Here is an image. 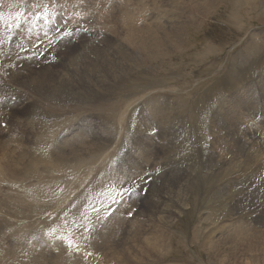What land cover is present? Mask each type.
Segmentation results:
<instances>
[{
	"label": "rangeland",
	"instance_id": "1",
	"mask_svg": "<svg viewBox=\"0 0 264 264\" xmlns=\"http://www.w3.org/2000/svg\"><path fill=\"white\" fill-rule=\"evenodd\" d=\"M55 1L58 5L57 8L62 13H66V15L69 17L68 23L65 26L66 30L72 33V36L69 40L60 41L56 44L57 46L55 45L50 49L45 47L39 49L37 52V55L40 56L39 59L25 58L21 55V53H18V49H13L21 47L25 43L30 46V39L33 37V33H27V30L23 29L24 33H19L15 37L13 36L6 39L10 40L12 46L10 48L11 50L6 48L8 51H4L3 48H0V156L3 159L5 155L6 157L11 155L9 158L11 162L12 160L14 162L19 155L23 157H26L27 155V160L30 155L36 157L38 143L43 137L44 139H51L50 143L52 142L51 144L53 146H57L58 149H61L60 151L68 150V144L70 143V138H72L70 144H72V147L76 145L72 148V153L76 156L75 162L74 159L72 160L74 162H72V166L75 167L81 165L84 166V168H88L86 173L88 175L86 184L84 183L85 185H81L80 189H78L79 191L75 190L78 192H75V194L78 195V198H81L80 195H82V193L80 192H83L84 194L86 191L93 197V194H95L93 191L100 190L108 192V196L104 197L99 202V204H96L95 202L89 203L87 210L83 212L79 221L81 223L80 228L84 230V232H87V234H84V236H82L83 232L76 231L80 229L74 228V226L79 224L77 222L81 214V209L83 205L86 204L85 202H80V209L78 203L81 199H77V197H74L73 199L72 197V201L70 202V213L72 214L71 217H67L69 214L68 211H66L65 216L63 214L67 209L68 206L66 207V205L68 204H64L60 211H57L58 213L55 214L56 216H54L55 219L58 216H61L58 218V220L60 219L59 221L61 223H66V221L68 222V225L71 223L70 227L68 226V228H70V230L74 231L75 233L78 232L75 235L67 231L65 226L60 224L58 220V223H56L55 227L58 229V233L60 231L61 233L60 235L58 233V235L53 233L55 232V227L53 228V226L50 227V225L46 224V222L51 220L52 216L50 215V218H48L49 215L46 214L45 218L47 216L48 217L44 219V228L46 229L48 227L49 229L45 230L43 228V231H47V233L45 232V235L49 237L48 239L60 242L61 238L64 236V238H66V242L69 241L66 243V245H69H65V247H67L66 250L63 246V243H60L61 248L58 249L63 248L61 250L63 253L61 252L60 256H58L57 252H55L53 255L52 251L43 247H39V249L42 250L38 252L39 254L34 252L37 255H33V253L29 254L32 251H27L28 249H25L29 257L28 255L25 256L24 263L22 262V256L16 255H11L12 260L14 259L13 261L10 257H6L5 259L3 258V260L1 259L0 263L8 262L7 264H12L10 261L14 262L20 259L21 262L18 261L17 263H14L31 264L33 262L32 264H39L44 262L45 264H60L62 262V264H264V0ZM138 3L140 5H138ZM122 4L124 8L121 7ZM133 6L134 8H132ZM92 7H94L95 10H93L94 8ZM15 8L16 7L10 9L4 6L2 8V14L4 13L6 17L8 15L7 18H13L12 13L15 12ZM65 8L68 9L67 12ZM116 8L117 10H115ZM146 8L150 9L147 10ZM141 10H144V12ZM132 12L134 15L132 14L131 17L130 15ZM151 12H153L152 15ZM120 13L122 16L119 15ZM128 14L131 19H129ZM146 14L150 16L147 17ZM98 16L99 18H97ZM118 16L121 18L119 19ZM143 16L146 17L148 22ZM125 18H127L126 21ZM121 19H124L126 23L128 22V27L125 25L126 23L124 25L122 24L124 21L121 22ZM149 20L153 26L149 23ZM153 22L158 26H155ZM105 25H107V27H105ZM166 29L167 31H165ZM100 31L102 34L99 33ZM25 33H27V35H31L29 40H25ZM167 33L172 34L171 39ZM175 33H179V40L175 36ZM132 34L134 38H132ZM134 34L138 39L135 38ZM128 39L130 41H127ZM129 42L133 44H129ZM0 47L2 46L0 45ZM96 50H98L99 53H97ZM11 51L13 54L10 53ZM97 54L101 55L98 57ZM110 54L112 57L108 56ZM7 58L9 62H7L8 64H5V60ZM101 61H107V64L111 62V65H107L106 63L103 65ZM67 67L70 71H67ZM72 67L74 70H72ZM74 67H76V69ZM133 67H135V69H133ZM110 68L112 72H110ZM92 69L95 72H92ZM85 71L86 73H84ZM101 73L105 74L103 75ZM102 75L104 79H101ZM26 80L30 83H28ZM46 80L47 83L45 82ZM37 81L40 86L36 85ZM49 84L52 85L48 86ZM163 87L167 91L165 90L164 92ZM23 88L26 91L23 90ZM16 90L17 92H15ZM149 90L152 91L153 94ZM158 91L161 93H158ZM45 96H52V104L54 105H48L46 102H43L45 101ZM13 99L15 101L12 104L11 101ZM119 103H122V105ZM41 106L42 108H40ZM128 112H130L132 115H128ZM36 114H43V116H46V118L48 116L51 118L46 120L37 119L34 117ZM186 121L189 123L188 125H186ZM96 122L99 124V126L96 124ZM119 122H121V124H119ZM144 122L147 124H144ZM2 123L3 126L1 127ZM253 123L256 124V127H259H254L255 124ZM130 124L133 126H130ZM194 124L195 126L197 125L196 128ZM199 124H201L200 129ZM56 129L58 130L56 131ZM196 129L197 132H200L197 133ZM73 130L76 131L74 132ZM179 130L181 132H179ZM202 133H204V135ZM6 134H8V136ZM56 135H58V137H56ZM4 136L7 139H5ZM205 136H207V138ZM37 137H39V139H37ZM115 137L117 138L116 141ZM187 139L188 141H186V143L185 140ZM201 139L202 141L200 143L199 140ZM192 140L193 142L195 140V142L193 143ZM73 141L77 142H75L73 145ZM60 144L62 145L60 146ZM191 144L194 145V147ZM5 145L6 148L3 149ZM102 146L106 149H103ZM230 146L232 151L231 148H229ZM188 147L189 149L187 151L186 148ZM168 149L171 151L169 152ZM14 150L15 152L18 151V153H15ZM101 150L104 152L107 150V152L104 154V152ZM179 150H184L185 153H187L185 154L184 151L181 153ZM256 150H258V152ZM3 151L6 154H3ZM23 151L25 152L23 153ZM148 153H151V156H149ZM143 154H146L148 157ZM228 154L230 157L227 156ZM12 156H14V159ZM97 156L99 157L95 159ZM247 156L253 159L247 158ZM134 157H136V160ZM1 158L0 160H2ZM83 158L85 160L87 159L88 161L86 160L84 162ZM193 159L194 161H192ZM246 159H249V163ZM123 162H125V165ZM75 163L76 165H74ZM96 163L100 167L96 166ZM142 163H145L147 166ZM157 166H160L159 169ZM99 168L102 171L99 170ZM116 168H119V170H116ZM129 168V171L135 173H125V171H127ZM140 170L143 171V173ZM153 171H156V174ZM88 173H91L90 175L92 176L90 180V175ZM212 176H215L218 179L213 180ZM101 177H104V180ZM59 180L61 179L59 178ZM99 180L101 184H98L100 183ZM235 180H239L238 183L237 181L235 182ZM105 181L106 183H104ZM247 181H249V184H247ZM8 182H11L10 178ZM222 185L224 186L222 187ZM121 186L123 188L132 189V193L130 191L125 194L126 190ZM205 190L207 193H205ZM148 191L150 193L152 191V196ZM221 199H223V201H220ZM258 199L260 202L257 201ZM76 200L79 201L78 203L74 204L73 202H76ZM131 200L134 201L131 202ZM246 200H248L247 202L249 203L245 202ZM172 201L174 202L171 203ZM241 202L243 205H241ZM211 204L213 205L211 206ZM76 205L78 206L75 207ZM168 206H170V209ZM247 210L248 212H246ZM227 213L229 215L231 213L232 214L230 217H227ZM208 216L211 217L209 218ZM243 217L245 218L243 219ZM225 218L227 222L225 221ZM256 218L258 220H256ZM139 224H141V228H138V226H140ZM42 226L43 224L40 225V227ZM132 227H135L136 229H133ZM251 228L256 233L251 231ZM233 229L234 231L231 232ZM88 230H90L91 233H88ZM135 230H137V232ZM225 232L227 233L228 239H230V237L233 239L231 238L228 240ZM240 233H243V236ZM247 233L251 234V236ZM66 235L68 236L66 237ZM131 236H133V238ZM58 237L60 240H58ZM68 237H72V241L74 239L75 242H71V239L69 240ZM97 240H100L98 241V244ZM103 240L105 241V244ZM76 243H78V245ZM237 246H239V248H237ZM237 250L241 251L238 252ZM251 250L252 252H250ZM9 252L10 248L7 251V254H9ZM48 252L50 253V256L47 255L49 254ZM64 252L66 255L65 258L67 259L63 258ZM246 252L248 253L246 254ZM53 256L55 258H52ZM61 257L65 260L61 259ZM36 258L39 262H36ZM39 258H41V261ZM69 258L70 260H74L75 258V263L73 260L70 261ZM6 259L8 260L6 261ZM34 261L36 263H34Z\"/></svg>",
	"mask_w": 264,
	"mask_h": 264
},
{
	"label": "bare ground",
	"instance_id": "2",
	"mask_svg": "<svg viewBox=\"0 0 264 264\" xmlns=\"http://www.w3.org/2000/svg\"><path fill=\"white\" fill-rule=\"evenodd\" d=\"M10 4L9 5H4V6H6L7 8H14V7H16V6H18V7H20V3L18 2V0H7ZM80 1V0H79ZM89 1H92V0H89ZM95 1V0H94ZM99 1V0H98ZM101 1V0H100ZM104 1V0H103ZM109 1V0H108ZM120 1V0H119ZM128 1H130V0H128ZM142 1V0H141ZM140 1V2H141ZM196 1V0H195ZM221 1V0H220ZM250 1V0H249ZM68 2V1H67ZM73 2H75V0H73ZM139 2V1H138ZM199 2V1H198ZM215 2V1H214ZM81 3V2H80ZM113 3V2H112ZM121 3V2H120ZM119 3V4H120ZM129 3V2H128ZM144 3V2H143ZM148 3H149V1H148ZM201 3V2H200ZM216 3V2H215ZM220 3V2H219ZM105 4V3H104ZM117 4V3H116ZM151 4V3H150ZM79 5V4H78ZM81 5V4H80ZM98 5V4H97ZM111 5V4H110ZM110 5H107V6H110ZM127 5H129V4H127ZM126 5V6H127ZM138 5H140L139 3H138ZM146 5V4H145ZM145 5H143V6H145ZM85 6V5H84ZM93 6V5H92ZM104 6V5H103ZM147 6V5H146ZM79 7V6H78ZM90 7V6H89ZM118 7L120 8V6L118 5ZM121 7H123V4H122V6ZM140 7V6H139ZM142 7V6H141ZM206 7V6H205ZM92 8H94V7H92ZM98 8V7H97ZM109 8V7H108ZM107 8V9H108ZM124 8V7H123ZM130 8H131V6H130ZM132 8H134V6L132 7ZM136 8V7H135ZM143 8V7H142ZM151 8V7H150ZM150 8H148V9H150ZM81 9V8H80ZM85 9V8H84ZM90 9V8H89ZM109 9H111V8H109ZM126 9V8H125ZM127 9H129V8H127ZM139 9H141V8H139ZM144 9V8H143ZM147 9V8H146ZM147 9V10H148ZM3 10V9H2ZM9 10V9H8ZM93 10H95V8L93 9ZM115 10H117V8L115 9ZM119 10V9H118ZM130 10V9H129ZM145 10V9H144ZM144 10L142 11V12H144ZM5 11V10H4ZM7 11V10H6ZM89 11V10H88ZM99 11H100V9H99ZM122 11H124V10H122ZM132 11V10H131ZM135 11V10H134ZM138 11V10H137ZM136 11V12H137ZM112 12V11H111ZM119 12V11H118ZM117 12V13H118ZM130 12V11H129ZM147 12V11H146ZM90 13H91V11H90ZM106 13V12H105ZM110 13V12H109ZM127 13H128V11H127ZM139 13H140V11H139ZM111 14V13H110ZM132 14H133V12L131 13V17H132ZM142 14V13H141ZM150 14V13H149ZM153 14V12H151V15ZM209 14V13H208ZM3 15H5L4 13H3ZM113 15V14H112ZM120 16H122L121 15V13L119 14ZM134 15V14H133ZM147 15V14H146ZM106 16V15H105ZM128 16H129V14H128ZM127 16V17H128ZM129 16V19H131V17ZM150 16V15H149ZM148 15H147V17H149ZM7 17H8V15H7ZM9 17H11V16H9ZM137 17V16H136ZM144 17V16H143ZM97 18H99V16L97 17ZM118 18H119V16H118ZM121 18V17H120ZM119 18V19H120ZM123 18V17H122ZM133 18H134V16H133ZM145 18V20H146V17H144ZM144 18H142V19H144ZM154 18V17H153ZM157 18V17H156ZM160 18V17H159ZM126 19L127 18H125V21H126ZM135 19V18H134ZM138 19V18H137ZM149 19V18H148ZM161 19V18H160ZM159 19V20H160ZM191 19V18H190ZM97 20H99V19H97ZM101 20V19H100ZM122 20V19H121ZM133 20V19H132ZM141 20V19H140ZM155 20V19H154ZM158 20V21H159ZM124 21V19L121 21V22H123ZM123 22L122 24L124 25L126 22ZM135 21H136V19H135ZM147 22H148V20H146ZM161 21V20H160ZM203 21V20H202ZM130 22H132V21H130ZM138 22V21H137ZM100 23H102V22H100ZM128 23V22H127ZM127 23L125 24L126 26H127ZM149 23H150V20H149ZM154 23V22H153ZM162 23V22H161ZM235 23V22H234ZM102 24H104V23H102ZM135 24H136V22H135ZM151 25H152V23H150ZM88 25V24H87ZM96 25V24H95ZM145 25H146V23H145ZM154 25L155 26H158V25H156L155 23H154ZM162 25V24H161ZM196 25V24H195ZM125 26V27H126ZM153 26V25H152ZM160 26V25H159ZM164 26V25H163ZM77 27V26H76ZM103 27V26H102ZM105 27H107V25H105ZM128 27V26H127ZM186 27V26H185ZM74 28V27H73ZM79 28V27H78ZM140 28H141V26H140ZM154 28V27H153ZM161 28V27H160ZM76 29V28H75ZM74 29V30H75ZM100 29V28H99ZM105 29V28H104ZM73 30V31H74ZM164 31V30H163ZM165 31H167V29L165 30ZM95 32V31H94ZM93 32V33H94ZM90 33V32H89ZM92 33V34H93ZM99 33H101V31L99 32ZM107 33V32H106ZM128 33V32H127ZM102 34V33H101ZM147 34V33H146ZM168 34V33H167ZM86 35V34H85ZM91 35V34H90ZM135 35V34H134ZM152 35H153V33H152ZM151 35V36H152ZM155 35H156V33H155ZM154 35V36H155ZM164 35V34H163ZM88 36V35H87ZM101 36V35H100ZM138 36V35H137ZM157 36V35H156ZM155 36V37H156ZM159 36H161V35H159ZM165 36V35H164ZM168 36H170V39H171V37H172V34H168ZM175 36L178 38V40L180 39V36H179V33H175ZM23 37V36H22ZM79 37V36H78ZM95 37V36H94ZM141 37H142V35H141ZM144 37H146V36H144ZM150 37V36H149ZM154 37V38H155ZM19 38H20V36H19ZM24 38H25V40H29L30 38H31V35H27V33H25V35H24ZM82 38V37H81ZM80 38V39H81ZM132 38H134L133 37V34H132ZM135 38H136V35H135ZM143 38V37H142ZM153 38V37H152ZM21 39V38H20ZM79 39V40H80ZM136 39H138V38H136ZM150 39V38H149ZM162 39V38H161ZM23 40V39H22ZM93 40V39H92ZM118 40V39H117ZM130 40H131V37H130ZM129 39L127 40V41H130ZM142 40V39H141ZM144 40V39H143ZM156 40V39H155ZM158 40H160V39H158ZM162 41V40H161ZM164 41V40H163ZM94 42V41H93ZM92 42V43H93ZM119 42V41H118ZM132 42V41H131ZM150 42V41H149ZM151 42H152V40H151ZM151 42H150V44H151ZM59 43V42H58ZM91 43V44H92ZM127 43V42H126ZM136 43V42H135ZM161 43V42H160ZM67 44V43H66ZM117 44H120V43H117ZM117 44H115V45H117ZM129 44H133V43H130L129 42ZM155 44H157V43H155ZM162 44V43H161ZM160 44V45H161ZM22 45V44H21ZM97 45V44H96ZM128 45V44H127ZM152 45V44H151ZM154 45V44H153ZM57 46V45H56ZM76 46V45H75ZM90 46V45H89ZM119 46V45H118ZM124 46V45H123ZM129 46H131V45H129ZM144 46V45H143ZM150 46V45H149ZM149 46H147V47H149ZM158 46V45H157ZM163 46V45H162ZM12 47V46H11ZM94 47H96V46H94ZM110 47H112V46H110ZM133 47V46H132ZM151 47V46H150ZM156 47V46H155ZM61 48V47H60ZM90 48V47H89ZM112 48H114V47H112ZM112 48H111V50H112ZM124 48V47H123ZM126 48V47H125ZM144 48V47H143ZM166 48V47H165ZM10 49V48H9ZM41 49V48H40ZM110 49V48H109ZM130 49H132V48H130ZM148 49V48H147ZM150 49V48H149ZM159 49V48H158ZM3 50L4 51H8V50H6V48H3ZM11 50V49H10ZM9 50V51H10ZM19 50V49H18ZM57 50V49H56ZM107 50V49H106ZM110 50V51H111ZM152 50V49H151ZM160 50V49H159ZM58 51V50H57ZM97 51V53H99L98 52V50H96ZM103 51H104V49H103ZM158 51V50H157ZM161 51H163V50H161ZM14 52V51H13ZM19 52V51H18ZM95 52V51H94ZM108 52V51H107ZM146 52V51H145ZM144 52V53H145ZM148 52H150V51H148ZM152 52V51H151ZM160 52V51H159ZM158 52V53H159ZM247 52V51H246ZM10 53H12V51L10 52ZM64 53V52H63ZM71 53V52H70ZM122 53V52H121ZM154 53V52H153ZM161 53H163V52H161ZM13 54V53H12ZM16 54V53H15ZM53 54V53H52ZM93 54V53H92ZM96 54V53H95ZM105 54H106V52H105ZM105 54H104V58H105ZM112 54H113V52H112ZM132 54V53H131ZM152 54V53H151ZM164 54H166V53H164ZM181 54V53H180ZM98 55V54H97ZM96 55V56H97ZM101 55V54H100ZM100 55H98V57L100 56ZM103 55V54H102ZM122 55V54H121ZM136 55V54H135ZM134 55V56H135ZM148 55V54H147ZM155 55H156V53H155ZM56 56V55H55ZM108 56H110V57H112V55L110 54V55H108ZM113 56H114V54H113ZM118 56H119V54H118ZM141 56V55H140ZM143 56V55H142ZM7 57V56H6ZM5 57V58H6ZM10 57V56H9ZM57 57V56H56ZM98 57H97V59H98ZM160 57V56H159ZM15 58V57H14ZM62 58V57H61ZM109 58V57H108ZM113 58H115V57H113ZM112 58V59H113ZM119 58H121V57H119ZM123 58V57H122ZM152 58V57H151ZM52 59V58H51ZM67 59H69V58H67ZM101 59V58H100ZM110 59V58H109ZM109 59H107V60H109ZM117 59V58H116ZM154 59V58H153ZM152 59V60H153ZM19 60H21V59H19ZM32 60V59H31ZM58 60V59H57ZM102 60H103V58H102ZM136 60V59H135ZM100 61V60H99ZM114 61V60H113ZM118 61H120V60H118ZM122 61V60H121ZM159 61V60H158ZM252 61V60H251ZM7 62H9V60H8V58L5 60V64L7 63ZM15 62V61H14ZM102 63H103V65L107 62H103V61H101ZM101 62H100V64H101ZM110 62V61H109ZM116 62V61H115ZM146 62H148V61H146ZM20 63V62H19ZM67 63V62H66ZM78 63V62H77ZM76 63V64H77ZM111 63V62H110ZM107 64V65H111V64ZM114 63V62H113ZM112 63V64H113ZM119 63V62H118ZM118 63H116V64H118ZM8 64V63H7ZM24 64H25V62H24ZM65 64V63H64ZM96 64V63H95ZM122 64V63H121ZM126 64V63H125ZM139 64V63H138ZM155 64H157V63H155ZM4 65V64H3ZM14 65V64H13ZM67 65V64H66ZM69 65V64H68ZM99 65V64H98ZM106 65V66H107ZM113 65H115V64H113ZM124 65V64H123ZM52 66V65H51ZM77 66V65H76ZM120 66V65H119ZM118 66V67H119ZM130 66V65H129ZM152 66V65H151ZM9 67V66H8ZM16 67V66H15ZM20 67V66H19ZM70 67H71V65H70ZM110 67V66H109ZM115 67H117V66H115ZM124 67V66H123ZM132 67V66H131ZM3 68V67H2ZM25 68H26V66H25ZM28 68V67H27ZM75 69H76V67H74ZM105 68V67H104ZM107 68H108V66H107ZM121 68V67H120ZM12 69V68H11ZM67 69H68V67H67ZM67 69H64V70H67ZM86 69V68H85ZM97 69H99V68H97ZM96 69V70H97ZM122 69V68H121ZM126 69V68H125ZM133 69H135V67H133ZM13 70V69H12ZM21 70H23V69H21ZM31 70V69H30ZM29 70V71H30ZM72 70H74L73 69V67H72ZM83 70V69H82ZM81 70V71H82ZM106 70V69H105ZM115 70V69H114ZM113 70V71H114ZM119 70V69H118ZM28 71V70H27ZM67 71H70L69 69L67 70ZM67 71H65V72H67ZM101 71V70H100ZM109 71V70H108ZM122 71V70H121ZM128 71V70H127ZM5 72V71H4ZM14 72H16V71H14ZM23 72V71H22ZM32 72V71H31ZM75 72V71H74ZM92 72H95V71H93V69H92ZM110 72H112L111 71V68H110ZM117 72V71H116ZM115 72V73H116ZM3 73V72H2ZM19 73V72H18ZM33 73H35V72H33ZM44 73V72H43ZM69 73H71V72H69ZM84 73H86V71L84 72ZM98 73V72H97ZM100 73V72H99ZM120 73V72H119ZM1 74V73H0ZM13 74V73H12ZM37 74V73H36ZM46 74V73H45ZM44 74V75H45ZM80 74V73H79ZM89 74V73H88ZM94 74H96V73H94ZM93 74V75H94ZM101 74H103V73H101ZM105 74V73H104ZM103 74V75H104ZM134 74V73H133ZM4 75V74H3ZM2 75V76H3ZM17 75V74H16ZM21 75V74H20ZM26 75V74H25ZM39 75V74H38ZM41 75H43V74H41ZM68 75H70V74H68ZM90 75V74H89ZM92 75V74H91ZM99 75V74H98ZM98 75H96V76H98ZM103 75L101 76L102 78L101 79H104L103 78ZM112 75V74H111ZM115 75V74H114ZM117 75H119V74H117ZM124 75V74H123ZM130 75V74H129ZM262 75V74H261ZM9 76H11V75H9ZM14 76V75H13ZM24 76V75H23ZM22 76V77H23ZM29 77V76H28ZM41 77V76H40ZM71 77H72V75H71ZM106 77H107V75H106ZM133 77H134V75H133ZM235 77V76H234ZM21 78V77H20ZM27 78V77H26ZM32 78V77H31ZM42 78H43V76H42ZM46 78V77H45ZM83 78V77H82ZM98 78V77H97ZM96 78V79H97ZM127 78V77H126ZM29 79V78H28ZM35 79V78H34ZM38 79V78H37ZM47 79V78H46ZM89 79V78H88ZM108 79V78H107ZM122 79V78H121ZM231 79V78H230ZM13 80V79H12ZM39 80V79H38ZM43 80V79H42ZM117 80H118V78H117ZM146 80H148V79H146ZM7 81V80H6ZM15 81H16V79H15ZM27 81V80H26ZM30 81V80H29ZM36 81V80H35ZM44 81V80H43ZM42 81V82H43ZM106 81V80H105ZM116 81V80H115ZM2 82V81H1ZM20 82V81H19ZM28 82V81H27ZM31 82H33V81H31ZM40 82V81H39ZM41 82V83H42ZM46 83H47V80L45 81ZM101 82V81H100ZM109 82V81H108ZM164 82V81H163ZM10 83V82H9ZM12 83V82H11ZM28 83H30V82H28ZM37 84L36 85H39L38 84V81L36 82ZM40 83V84H41ZM96 83V82H95ZM99 83V82H98ZM113 83V82H112ZM117 83V82H116ZM146 83V82H145ZM5 84V83H4ZM7 84V83H6ZM103 84V83H102ZM13 85V84H12ZM16 85V84H15ZM27 85H29V84H27ZM26 85V86H27ZM50 85H52V84H49L48 86H50ZM154 85V84H153ZM18 86V85H17ZM21 86H22V84H21ZM21 86H19V87H21ZM40 86V85H39ZM109 86V85H108ZM150 86V85H149ZM15 87V86H14ZM38 87V86H37ZM36 87V88H37ZM111 87V86H110ZM17 88V87H16ZM29 88V87H28ZM32 88V87H31ZM40 88V87H39ZM154 88V87H153ZM162 88V87H161ZM34 89V88H33ZM38 89V88H37ZM102 89V88H101ZM160 89V88H159ZM163 89H164V87H163ZM23 90H25L24 88H23ZM43 90V89H42ZM165 90L166 89H164V92H165ZM13 91V90H12ZM26 91V90H25ZM30 91V90H29ZM33 91V90H32ZM36 91V90H35ZM112 91V90H111ZM150 91V90H149ZM161 91V90H160ZM160 91H158V93L160 92ZM167 91V90H166ZM262 91V90H261ZM15 92H17V90L15 91ZM19 92V91H18ZM28 92V91H27ZM37 92V91H36ZM113 92V91H112ZM145 92V91H144ZM151 93H152V91H150ZM263 92V91H262ZM150 93V94H151ZM161 93V92H160ZM9 94V93H8ZM14 94V93H13ZM18 94V93H17ZM153 94V93H152ZM165 94V93H164ZM168 94V93H167ZM170 94V93H169ZM32 95V94H31ZM45 95V94H44ZM28 96V95H27ZM35 96V95H34ZM149 96V95H148ZM151 96V95H150ZM18 97V96H17ZM42 97V96H41ZM45 98V101H43V102H46L48 105H54V104H52V101H53V99H52V96H49V97H44ZM128 98V97H127ZM22 99V98H21ZM132 99V98H131ZM130 99V100H131ZM25 100V99H24ZM33 100V99H32ZM138 100H139V98H138ZM259 100V99H258ZM38 101H39V99H38ZM37 101V102H38ZM119 101V100H118ZM126 101V100H125ZM132 101V100H131ZM31 102V101H30ZM121 102V101H120ZM142 102H143V100H142ZM263 102V101H262ZM24 103H25V101H24ZM33 103H35V102H33ZM125 103V102H124ZM198 103V102H197ZM19 104V103H18ZM28 104V103H27ZM113 104V103H112ZM120 105H122V103H119ZM126 104H129V103H126ZM130 104H132V103H130ZM17 105V104H16ZM23 105V104H22ZM25 105V104H24ZM44 105V104H43ZM124 105V104H123ZM136 105V104H135ZM139 105V104H138ZM142 105V104H141ZM203 105V104H202ZM250 105V104H249ZM264 105V104H263ZM14 106V105H13ZM35 106V105H34ZM45 106V105H44ZM126 106H128V105H126ZM137 106V105H136ZM153 106V105H152ZM196 106V105H195ZM3 107V106H2ZM28 107V106H27ZM26 107V108H27ZM36 107V106H35ZM130 107V106H129ZM211 107V106H210ZM40 108H42V106L40 107ZM122 108V107H121ZM199 108V107H198ZM198 108H196V109H198ZM209 108V107H208ZM231 108V107H230ZM3 109V108H2ZM44 109V108H43ZM43 109H42V111H43ZM108 110H110V109H108ZM123 110V109H122ZM125 110V109H124ZM1 111V110H0ZM11 111V110H10ZM47 111H49V110H47ZM46 111V112H47ZM107 111V110H106ZM129 111V110H128ZM131 111H132V108H131ZM135 111V110H134ZM144 111V110H143ZM125 112H126V110H125ZM141 112V111H140ZM17 113V112H16ZM22 113V112H21ZM42 113V112H41ZM109 113V112H108ZM120 113V112H119ZM14 114V113H13ZM19 114V113H18ZM130 114V112H128V115ZM144 114V113H143ZM189 114V113H188ZM242 114V113H241ZM252 114V113H251ZM45 115H47V114H45ZM124 115V114H123ZM130 115H132V114H130ZM142 115V114H141ZM232 115V114H231ZM3 116V115H2ZM32 116V115H31ZM114 116V115H113ZM119 116V115H118ZM17 117V116H16ZM34 117L35 118H37V119H41V120H46V119H49V118H51V117H47L46 118V116H43V114L41 115V114H36V115H34ZM120 117V116H119ZM194 117V116H193ZM255 117V116H254ZM3 118V117H2ZM33 118V117H32ZM152 118V117H151ZM158 118V117H157ZM12 119V118H11ZM17 119V118H16ZM115 119V118H114ZM156 119V118H155ZM21 120H23V119H21ZM29 120V119H28ZM164 120V119H163ZM197 120V119H196ZM203 120V119H202ZM56 121V120H55ZM62 121V120H61ZM123 121V120H122ZM189 121V120H188ZM193 121V120H192ZM194 121H195V119H194ZM201 121V120H200ZM24 122V121H23ZM63 122V121H62ZM147 122V121H146ZM146 122H144V124L146 123ZM155 122V121H154ZM159 122V121H158ZM179 122V121H178ZM252 122V121H251ZM36 123V122H35ZM41 123H43V122H41ZM70 123V122H69ZM148 123V122H147ZM146 123V124H147ZM185 123H187V121L185 122ZM191 123H194V122H191ZM198 123H199V121H198ZM10 124V123H9ZM16 124H17V122H16ZM15 124V125H16ZM20 124H21V122H20ZM25 124H26V121H25ZM24 124V125H25ZM60 124H61V122H60ZM96 124H98L97 122H96ZM117 124V123H116ZM119 124H121V122H119ZM184 124V123H183ZM189 123H187L186 125H188ZM207 124V123H206ZM240 124V123H239ZM253 124H255V123H253ZM23 125V126H24ZM105 125V124H104ZM129 125V124H128ZM138 125V124H137ZM136 125V126H137ZM200 125L201 124H199V129L201 128L200 127ZM229 125V124H228ZM26 126V125H25ZM47 126H48V122H47ZM59 126V125H58ZM87 126V125H86ZM98 126H99V124H98ZM130 126H133V125H131L130 124ZM145 126V125H144ZM193 126V125H192ZM194 126H195V124H194ZM194 126H193V128H194ZM197 126V125H196ZM196 126H195V128H196ZM258 126V125H257ZM9 127V126H8ZM55 127V126H54ZM61 127V126H60ZM69 127H70V125H69ZM77 127H79V126H77ZM106 127V126H105ZM254 127H256V124H255V126ZM259 127V126H258ZM258 127H256V128H258ZM14 128V127H13ZM47 128V127H46ZM95 128V127H94ZM109 128V127H108ZM133 128V127H132ZM219 128V127H218ZM17 129V128H16ZM49 129V128H48ZM73 129V128H72ZM75 129V128H74ZM147 129V128H146ZM169 129V128H168ZM182 129H183V127H182ZM198 129V128H197ZM197 129H196V132H197ZM252 129V128H251ZM260 129H262V128H260ZM36 130V129H35ZM58 129H56V131H57ZM68 130H70V129H68ZM102 130H103V128H102ZM110 130V129H109ZM114 130V129H113ZM193 130V129H192ZM221 130V129H220ZM10 131V130H9ZM40 131V130H39ZM64 131H65V129H64ZM74 131V130H73ZM76 131V130H75ZM74 131V132H75ZM82 131H83V129H82ZM84 131H85V129H84ZM106 131V130H105ZM111 131V130H110ZM133 131V130H132ZM175 131H176V129H175ZM202 131V130H201ZM237 131V130H236ZM36 132V131H35ZM46 132V131H45ZM49 132V131H48ZM79 132V131H78ZM86 132V131H85ZM89 132V131H88ZM107 132H108V130H107ZM114 132V131H113ZM179 132H181L180 130H179ZM184 132V131H183ZM189 132V131H188ZM193 132V131H192ZM200 132V131H199ZM199 132H197V133H199ZM214 132V131H213ZM10 133V132H9ZM13 133H15V132H13ZM17 133V132H16ZM38 133V132H37ZM66 133H68V132H66ZM81 133V132H80ZM101 133V132H100ZM112 133V132H111ZM165 133V132H164ZM185 133V132H184ZM36 134V133H35ZM49 134V133H48ZM69 134V133H68ZM72 134V133H71ZM74 134V133H73ZM76 134V133H75ZM85 134H87V133H85ZM113 134V133H112ZM193 134H194V132H193ZM192 134V135H193ZM203 135H204V133H202ZM213 134V133H212ZM7 136H8V134H6ZM33 135V134H32ZM83 135V134H82ZM100 135H103V134H100ZM106 135V134H105ZM109 135H110V133H109ZM195 135V134H194ZM256 135V134H255ZM12 136V135H11ZM48 136V135H47ZM46 136V137H47ZM70 136V135H69ZM75 136V135H74ZM77 136H78V134H77ZM142 136V135H141ZM171 136H172V134H171ZM180 136V135H179ZM183 136V135H182ZM185 136V135H184ZM196 136V135H195ZM239 136V135H238ZM264 136V135H263ZM263 136H262V138H263ZM56 137H58V135H56ZM76 137V136H75ZM82 137V136H81ZM103 137V136H102ZM175 137V136H174ZM186 137H187V135H186ZM203 137V136H202ZM206 138H207V136H205ZM229 137V136H228ZM4 138H5V136H4ZM21 138V137H20ZM34 138V137H33ZM68 138H70V137H68ZM89 138V137H88ZM114 138V137H113ZM113 138H112V140H113ZM193 138V137H192ZM200 138V137H199ZM2 139V138H1ZM5 139H7V138H5ZM4 139V140H5ZM9 139V138H8ZM22 139V138H21ZM37 139H39V137H37ZM54 139V138H53ZM71 140H70V143H71V141H72V138H70ZM83 139V138H82ZM168 139V138H167ZM195 139V138H194ZM204 139V138H203ZM259 139V138H258ZM3 140V139H2ZM50 140L51 139H44V137L39 141V143H38V148H37V153H36V157L35 156H31L30 154H28V155H30V157L28 158V160H27V155L26 154H24V155H26V157H23V156H21V155H19V156H17V158H16V160L13 162V160H12V162L10 161V156L11 155H9V157L7 156L6 157V155L4 156V158L2 159L1 158V156H0V158L2 159V160H0V260L2 259L3 260V258L5 259L6 257H10L11 258V260H12V257H11V255H16V256H22V262L24 263V259H25V256L26 255H28L27 253H26V250L25 249H28L27 251H29V250H31L32 252H28L29 254H32L33 253V255H35L36 253L37 254H39L38 252L40 251V250H42V249H39V247H43V248H46V249H48V250H50V251H52V254L54 255L55 254V252H57L58 253V256H60V253L62 252L61 250L63 249H58V248H61L60 247V243H61V241L59 242V241H55V240H49L48 238V236L47 235H45V232L47 233V231H43V228H44V219H46L45 218V216H46V214L47 215H49V217L48 218H50V215L52 216V217H54V216H56L55 214L56 213H58L57 211H60V209H61V207L64 205V204H68V205H66V207H67V209L65 210V212L63 213L64 214V216L66 215L65 213H66V211H68L69 212V214H68V216L67 217H71L72 216V214L70 213L71 211H70V202L72 201L71 199H72V197H73V199H74V197H77V199H81V200H83V201H79V203H78V201L76 200V202H73L74 204L75 203H78V205H79V207L81 206L80 204V202H85L86 204L89 202V200L92 198V195L91 194H89L88 192H86L85 191V193L83 194V192H80V193H82V195H80V197L81 198H78V195L77 194H75V190H78V189H80V186L82 185L83 186V184L85 183L86 184V180H87V177H88V175L86 174L87 173V169L88 168H84V166H81V165H78V166H75V167H73L72 166V164L75 162V159H76V156L72 153V148L74 147V146H76V145H74L75 144V142H77V141H73L72 143H73V147H72V144H68V150H63V151H60L61 149H58L57 148V146L55 147V146H53L51 143H50ZM56 140V139H55ZM74 140V139H73ZM76 140H77V138H76ZM111 140V139H110ZM117 140V138L115 137V141ZM174 140V139H173ZM175 140H176V138H175ZM257 140V139H256ZM22 141V140H21ZM87 141V140H86ZM95 141V140H94ZM125 141V140H124ZM186 141H188V139L187 140H185V142ZM200 141V143H201V141H202V139L201 140H199ZM259 141V140H258ZM257 141V142H258ZM69 142V141H68ZM192 142H193V140H192ZM194 142H195V140H194ZM193 142V143H194ZM215 142V141H214ZM256 142V143H257ZM3 143V142H2ZM12 143H14V142H12ZM87 143V142H86ZM94 143V142H93ZM150 143V142H149ZM148 143V144H149ZM184 143V142H183ZM187 143V142H186ZM185 143V144H186ZM199 143V142H198ZM212 143V142H211ZM264 143V142H263ZM5 144H6V142H5ZM34 144V143H33ZM65 144H67V143H65ZM89 144H90V142H89ZM104 144V143H103ZM168 144H169V142H168ZM173 144V143H172ZM8 145V144H7ZM10 145H11V143H10ZM16 145V144H15ZM18 145V144H17ZM62 144H60V146H61ZM84 145V144H83ZM86 145V144H85ZM117 145V144H116ZM187 145V144H186ZM192 145V144H191ZM204 145V144H203ZM214 145V144H213ZM219 145V144H218ZM217 145V146H218ZM1 146V145H0ZM14 146V145H13ZM21 146V145H20ZM23 146V145H22ZM26 146V145H25ZM24 146V147H25ZM34 146H36V145H34ZM176 146V145H175ZM180 146V145H179ZM193 147H194V145H192ZM196 146V145H195ZM221 146V145H220ZM234 146H235V144H234ZM83 147V146H82ZM103 147V146H102ZM183 147V146H182ZM193 147H192V149H193ZM205 147V146H204ZM219 147V146H218ZM226 147V146H225ZM1 148V147H0ZM4 148H6V145H5V147H3V149ZM9 148V147H8ZM13 148V147H12ZM17 148V147H16ZM28 148V147H27ZM32 148V147H31ZM36 148V147H35ZM84 148V147H83ZM90 148V147H89ZM105 147H103V149H104ZM113 148V147H112ZM179 148V147H178ZM229 148H231V146L229 147ZM256 148H257V146H256ZM260 148V147H259ZM261 148H262V146H261ZM75 149V148H74ZM77 149H79V148H77ZM102 149V148H101ZM106 149V148H105ZM175 149V148H174ZM184 149V148H183ZM187 149V151H188V149H189V147L188 148H186ZM197 149V148H196ZM201 149V148H200ZM218 149V148H217ZM264 149V148H263ZM13 150V149H12ZM11 150V151H12ZM16 150V149H15ZM15 150H14V152H15ZM18 150V149H17ZM91 150V149H90ZM131 150V149H130ZM148 150V149H147ZM173 150V149H172ZM185 150V149H184ZM184 150H182V151H184ZM191 150V149H190ZM198 150V149H197ZM205 150V149H204ZM203 150V151H204ZM234 150H235V148H234ZM234 150H233V152H234ZM255 150V149H254ZM1 151V150H0ZM6 151V150H5ZM33 151V150H32ZM99 151V150H98ZM97 151V152H98ZM102 151V150H101ZM144 151V150H143ZM168 151H169V149H168ZM171 151V150H170ZM169 151V152H170ZM179 151H181V150H179ZM178 151V152H179ZM182 151H181V153H182ZM186 151V150H185ZM185 151H184V153H185ZM199 151V150H198ZM197 151V152H198ZM206 151V150H205ZM226 151V150H225ZM231 151H232V148H231ZM230 151V152H231ZM257 152H258V150H256ZM9 152V151H8ZM17 153H18V151H16ZM15 152V153H16ZM20 152V151H19ZM25 151H23V153H24ZM78 152V151H77ZM102 152H104V151H102ZM101 152V153H102ZM106 152H107V150H106ZM106 152H104V154L106 153ZM132 152V151H131ZM149 152V151H148ZM221 152V151H220ZM3 154H6L4 151L2 152ZM1 153V154H2ZM127 153V152H126ZM141 153V152H140ZM145 153V152H144ZM174 153V152H173ZM172 153V154H173ZM180 153V152H179ZM187 153V152H186ZM185 153V154H186ZM226 153H228V152H226ZM247 153V152H246ZM33 154H35V153H33ZM151 154V153H150ZM149 153H148V155L149 156H151ZM189 154V153H188ZM231 154V153H230ZM259 154H260V151H259ZM16 155V154H15ZM77 155V154H76ZM80 155V154H79ZM143 155H146V154H143ZM165 155V154H164ZM210 155V154H209ZM257 155V154H256ZM134 156V155H133ZM132 156V157H133ZM147 156V155H146ZM154 156V155H153ZM167 156H168V153H167ZM173 156V155H172ZM195 156V155H194ZM227 156H229V154L227 155ZM261 156V155H260ZM13 157V159H14V156H12ZM99 156H97V157H95V159L96 158H98ZM128 157H130V156H128ZM131 157V158H132ZM138 157V156H137ZM148 157V156H147ZM155 157V156H154ZM170 157V156H169ZM175 157V156H174ZM179 157V156H178ZM210 157V156H209ZM230 157V156H229ZM241 157V156H240ZM257 157H259V156H257ZM26 158V159H25ZM87 158H88V155H87ZM136 157H134V159H135ZM152 158V157H151ZM150 158V159H151ZM213 158V157H212ZM247 158H250V157H248L247 156ZM74 159V162L72 161ZM82 159V158H81ZM80 159V160H81ZM84 159V158H83ZM92 159H93V156H92ZM104 159V158H103ZM110 159V158H109ZM108 159V160H109ZM140 159V158H139ZM149 159V158H148ZM179 159H181V158H179ZM187 159V158H186ZM228 159V158H227ZM250 159H253V158H250ZM260 159L262 160V158L260 157ZM87 160V159H86ZM85 159H84V162L86 161ZM136 160V159H135ZM138 160V159H137ZM144 160V159H143ZM147 160V159H146ZM175 160V159H174ZM217 160V159H216ZM247 160V159H246ZM79 161V160H78ZM88 161V160H87ZM129 161V160H128ZM134 161V160H133ZM165 161V160H164ZM192 161H194V159L192 160ZM215 161V160H214ZM218 161V160H217ZM248 161V163H249V159L247 160ZM252 161V160H251ZM73 162V163H72ZM130 162V161H129ZM145 162V161H144ZM156 162V161H155ZM155 162H154V164H155ZM167 162V161H166ZM201 162V161H200ZM221 162V161H220ZM262 162V161H261ZM76 163H77V161H76ZM76 163L74 164V165H76ZM87 163V162H86ZM125 162H123V164H124ZM134 163H135V161H134ZM133 163V164H134ZM140 163V162H139ZM162 163V162H161ZM171 163V162H170ZM173 163V162H172ZM85 164V163H84ZM133 164H132V166H133ZM142 164H144L145 166H147L145 163H142ZM229 164V163H228ZM94 165V164H93ZM100 165V164H99ZM125 165V164H124ZM159 165H160V163H159ZM163 165V164H162ZM176 165V164H175ZM213 165H215V164H213ZM233 165V164H232ZM96 166H98L97 165V163H96ZM123 166V165H122ZM140 166V165H139ZM138 166V167H139ZM190 166V165H189ZM92 167V166H91ZM95 167V166H94ZM98 167H100V166H98ZM119 167V166H118ZM155 167V166H154ZM158 167V166H157ZM160 167V166H159ZM159 167H158V169H159ZM162 167V166H161ZM215 167V166H214ZM229 167V166H228ZM123 168V167H122ZM125 168H126V166H125ZM147 168V167H146ZM149 168V167H148ZM156 168V167H155ZM197 168V167H196ZM202 168V167H201ZM119 170V168H116V170ZM136 169V168H135ZM134 169V170H135ZM164 169V168H163ZM200 169V168H199ZM214 169V168H213ZM231 169V168H230ZM233 169V168H232ZM259 169H261V168H259ZM258 169V170H259ZM99 170H101L100 168H99ZM120 170H121V168H120ZM130 170V168L127 170V171H125V173L126 172H131V174L132 173H135V172H132V171H129ZM131 170H133V169H131ZM150 170H152V169H150ZM155 170V169H154ZM240 170V169H239ZM245 170V169H244ZM91 171H93V170H91ZM94 171H95V169H94ZM102 171V170H101ZM111 171V170H110ZM141 171V170H140ZM161 171H162V169H161ZM164 171V170H163ZM202 171V170H201ZM89 172V171H88ZM97 172V171H96ZM99 172V171H98ZM103 172H104V169H103ZM112 172V171H111ZM120 172V171H119ZM142 173H143V171H141ZM153 172H155V174H156V171H153ZM193 172V171H192ZM198 172V171H197ZM223 172V171H222ZM221 172V173H222ZM236 172V171H235ZM258 172V171H257ZM115 173V172H114ZM113 173V174H114ZM194 173V172H193ZM263 173V172H262ZM89 175L91 174V173H88ZM109 174H110V172H109ZM108 174V175H109ZM121 174H122V172H121ZM131 174H129L130 176H132ZM253 174V173H252ZM92 175H93V172H92ZM120 175V174H119ZM118 175V176H119ZM200 175V174H199ZM208 175V174H207ZM214 175V174H213ZM219 175V174H218ZM222 175V174H221ZM230 175V174H229ZM101 176H103V175H101ZM126 176V175H125ZM151 176V175H150ZM158 176V175H157ZM156 176V177H157ZM217 176V175H216ZM238 176V175H237ZM91 175H90V177H89V180L91 179ZM95 177V176H94ZM105 177V176H104ZM104 177L102 178L103 180H104ZM215 177V176H214ZM213 176H212V178H213V180H216V179H218V178H214ZM224 177H226V176H224ZM234 177V176H233ZM240 178H242L241 176H239ZM238 177V178H239ZM245 177V176H244ZM9 178L11 179V182H8L9 181ZM59 178L61 179V180H59ZM109 178V177H108ZM120 178V177H119ZM125 178V177H124ZM128 178H130V177H128ZM146 178V177H145ZM155 178V177H154ZM158 178V177H157ZM156 178V179H157ZM196 178V177H195ZM208 178V177H207ZM237 178V177H236ZM240 178H239V180H240ZM261 178V177H260ZM263 178V177H262ZM109 179H111V178H109ZM122 179H123V177H122ZM126 179V178H125ZM152 179H153V177H152ZM96 180V179H95ZM101 180V179H100ZM100 180H99V182H100ZM107 180V179H106ZM121 180V179H120ZM124 180V179H123ZM155 180V179H154ZM154 180H153V182H154ZM158 180V179H157ZM196 180V179H195ZM205 180H207V179H205ZM204 180V181H205ZM210 180H212V179H210ZM232 180V179H231ZM238 180V181H239ZM263 180V179H262ZM94 181V180H93ZM102 181V180H101ZM112 181V180H111ZM119 181V180H118ZM122 181V180H121ZM237 180H235V182H236ZM238 181H237V183H238ZM243 181V180H242ZM89 182V181H88ZM103 182V181H102ZM139 182V181H138ZM152 182V183H153ZM187 182V181H186ZM194 182V181H193ZM196 182V181H195ZM221 182H222V180H221ZM231 182V181H230ZM234 182V181H233ZM241 182V181H240ZM249 181H247V184H249L248 183ZM264 182V181H263ZM92 183V182H91ZM91 183H89V184H91ZM97 183V182H96ZM113 183H114V181H113ZM151 183V184H152ZM205 183H206V181H205ZM214 183V182H213ZM225 183V182H224ZM253 183V182H252ZM84 184V185H85ZM92 184H94V183H92ZM91 184V185H92ZM98 184H101V182L100 183H98ZM122 184V183H121ZM129 184V183H128ZM145 184V183H144ZM149 184V183H148ZM150 184V185H151ZM189 184V183H188ZM211 184H212V182H211ZM221 184V183H220ZM219 184V185H220ZM223 184V183H222ZM90 185V186H91ZM95 185V184H94ZM93 185V186H94ZM149 185V186H150ZM209 185V184H208ZM207 185V186H208ZM213 185V184H212ZM243 185V184H242ZM246 185V184H245ZM260 185V184H259ZM89 186V185H88ZM99 186V185H98ZM97 186V187H98ZM104 186V185H103ZM128 186V185H127ZM134 186H135V184H134ZM182 186V185H181ZM217 186V185H216ZM224 185H222V187H223ZM234 186H236V185H234ZM241 186V185H240ZM85 187V186H84ZM86 187H87V185H86ZM197 187V186H196ZM200 187V186H199ZM204 187V186H203ZM246 187V186H245ZM82 188V187H81ZM99 188V187H98ZM179 188V187H178ZM205 188V187H204ZM208 188H209V186H208ZM235 188V187H234ZM248 188V187H247ZM85 189V188H84ZM87 189V188H86ZM93 189H94V187H93ZM92 189V190H93ZM110 189V188H109ZM129 189V188H128ZM138 189V188H137ZM173 189V188H172ZM222 189V188H221ZM229 189V188H228ZM251 189V188H250ZM260 189V188H259ZM88 190V189H87ZM91 190V189H90ZM152 190V189H151ZM224 190V189H223ZM230 190H231V188H230ZM248 190V189H247ZM256 190V189H255ZM261 190V189H260ZM79 191V190H78ZM81 191H82V189H81ZM84 191V190H83ZM111 191V190H110ZM150 191V190H149ZM148 191V192H149ZM206 191V190H205ZM249 191V190H248ZM92 192V191H91ZM94 192V191H93ZM154 192V191H153ZM171 192V191H170ZM179 192V191H178ZM196 192V191H195ZM209 192V191H208ZM231 192V191H230ZM245 192V191H244ZM253 192V191H252ZM76 193H78V192H76ZM150 193V192H149ZM151 193H152V191H151ZM150 193V194H151ZM194 193V192H193ZM205 193H207V191L205 192ZM204 193V194H205ZM224 193V192H223ZM222 193V194H223ZM233 193V192H232ZM231 193V194H232ZM256 193V192H255ZM254 193V194H255ZM93 194V193H92ZM163 194V193H162ZM197 194V193H196ZM213 194V193H212ZM220 194V193H219ZM251 194V193H250ZM253 194V195H254ZM93 195H95V194H93ZM170 195V194H169ZM195 195V194H194ZM198 195V194H197ZM206 195V194H205ZM216 195V194H215ZM236 195V194H235ZM264 195V194H263ZM112 196V195H111ZM150 196V195H149ZM151 196H152V194H151ZM150 196V197H151ZM156 196V195H155ZM196 196V195H195ZM247 196V195H246ZM249 196V195H248ZM178 197H179V195H178ZM216 197V196H215ZM218 197V196H217ZM250 197H253V196H250ZM262 197V196H261ZM153 198V197H152ZM157 198V197H156ZM170 198H171V196H170ZM169 198V199H170ZM211 198V197H210ZM239 198V197H238ZM110 199H112V198H110ZM176 199V198H175ZM174 199V200H175ZM197 199V198H196ZM209 199V198H208ZM208 199H206V200H208ZM213 199V198H212ZM219 199V198H218ZM263 199V198H262ZM178 200V199H177ZM241 200V199H240ZM244 200V199H243ZM134 201V200H133ZM132 200H131V202H133ZM139 201V200H138ZM220 201H223V199H221ZM225 201H226V199H225ZM228 201V200H227ZM248 200H246L245 202H247ZM257 201H259V199L257 200ZM159 202H161V201H159ZM174 201H172L171 203H173ZM176 202V201H175ZM207 202V201H206ZM214 202V201H213ZM237 202H238V200H237ZM252 202H253V200H252ZM260 202V201H259ZM264 202V201H263ZM129 203V202H128ZM217 203H219V202H217ZM228 203V202H227ZM226 203V204H227ZM247 203H249V202H247ZM258 203V202H257ZM83 204V203H82ZM131 204V203H130ZM250 204H251V202H250ZM261 204V203H260ZM78 205H76L75 207H77ZM132 205V204H131ZM130 205V206H131ZM159 205V204H158ZM161 205V204H160ZM180 205V204H179ZM213 204H211V206H212ZM231 205V204H230ZM241 205H243L242 204V202H241ZM254 205V204H253ZM84 206V205H83ZM217 206H221V205H217ZM227 206V205H226ZM262 206V205H261ZM78 207V208H79ZM170 206H168V208H169ZM230 207V206H229ZM232 207V206H231ZM246 207V206H245ZM244 207V208H245ZM247 207L249 208V206L247 205ZM246 207V208H247ZM256 207V206H255ZM72 208V207H71ZM77 208V209H78ZM210 208V207H209ZM260 208V207H259ZM258 208V209H259ZM263 208V207H262ZM261 208V209H262ZM73 209V208H72ZM80 209H81V207H80ZM166 209V208H165ZM170 209V208H169ZM214 209H216V208H214ZM243 209V208H242ZM256 209V208H255ZM260 209V210H261ZM52 210V211H51ZM132 210V209H131ZM209 210V209H208ZM223 210V209H222ZM232 210H233V208H232ZM239 210V209H238ZM237 210V211H238ZM241 210V209H240ZM263 210V209H262ZM49 211H51V212H49ZM167 211V210H166ZM169 211V210H168ZM227 211V210H226ZM234 211V210H233ZM241 211H243V210H241ZM240 211V212H241ZM78 212H79V210H78ZM170 212H171V210H170ZM213 212H214V210H213ZM232 212V211H231ZM246 212H248V210L246 211ZM245 212V213H246ZM251 212V211H250ZM264 212V211H263ZM80 213V212H79ZM219 213V212H218ZM218 213H216V214H218ZM235 213V212H234ZM242 213V212H241ZM244 213V212H243ZM140 214H142V213H140ZM208 214V213H207ZM209 214H211V213H209ZM213 214V213H212ZM228 214V213H227ZM232 214V213H231ZM230 214V215H231ZM248 214V213H247ZM261 214V213H260ZM29 217H28V216ZM60 215H61V212H60ZM78 215V214H77ZM138 215V214H137ZM220 215V214H219ZM230 215L228 214V216L227 217H230ZM238 215H239V213H238ZM246 215V214H245ZM244 215V216H245ZM257 215V214H256ZM255 215V216H256ZM63 216V215H62ZM142 216V215H141ZM203 216V215H202ZM222 216V215H221ZM220 216V217H221ZM242 216V215H241ZM250 216V215H249ZM51 217V220H49L48 222H46V224L47 225H50V227L51 226H53V228L55 227L54 226V221H53V218ZM61 217V216H60ZM59 216L55 219V220H58V218H60ZM74 217V216H73ZM143 217V216H142ZM199 217V216H198ZM209 217V216H208ZM211 217V216H210ZM209 217V218H210ZM232 217V216H231ZM246 217V216H245ZM245 217H243V219L245 218ZM258 217V216H257ZM55 218V217H54ZM77 218V217H76ZM208 218V219H209ZM214 218V217H213ZM212 218V219H213ZM249 218V217H248ZM253 218V217H252ZM259 218V217H258ZM263 218V217H262ZM65 219V218H64ZM74 219V218H73ZM119 219V218H118ZM200 219V218H199ZM202 219H203V217H202ZM229 219V218H228ZM247 219V218H246ZM245 219V220H246ZM251 219V218H250ZM249 219V220H250ZM264 219V218H263ZM60 220V219H59ZM58 220V221H59ZM69 220L71 221V219L69 218ZM121 220V219H120ZM241 220V219H240ZM248 220V221H249ZM253 220V219H252ZM256 220H258L257 218H256ZM261 220V219H260ZM259 220V221H260ZM46 221V220H45ZM73 221V220H72ZM115 221H116V219H115ZM115 221H113V222H115ZM225 221H226V218H225ZM242 221H244V220H242ZM264 221V220H263ZM60 222V221H59ZM205 222V221H204ZM219 222V221H218ZM227 222V221H226ZM241 222V221H240ZM61 223V222H60ZM68 222L66 221V224H67ZM78 223V222H77ZM122 223V222H121ZM221 223V222H220ZM246 223V222H245ZM248 223V222H247ZM255 223H256V221H255ZM41 224H43V226L42 227H40V225ZM76 224V223H75ZM109 224V223H108ZM208 224V223H207ZM69 225H71V223L69 224ZM118 225V224H117ZM140 226H138V228H141V224H139ZM239 225H241V224H239ZM256 225H257V223H256ZM215 226V225H214ZM219 226V225H218ZM222 226H224V225H222ZM243 226V225H242ZM249 226V225H248ZM254 226V225H253ZM70 227V226H69ZM116 227H118V226H116ZM212 227V226H211ZM227 227V226H226ZM255 227V226H254ZM133 228V227H132ZM135 228V227H134ZM133 228V229H134ZM137 228V229H138ZM221 228V227H220ZM245 228V227H244ZM253 228V227H252ZM252 228H251V231H254V230H252ZM258 228V227H257ZM45 229V228H44ZM47 229H49L48 227L45 229V230H47ZM52 229V228H51ZM70 229V228H69ZM136 229V228H135ZM227 229V228H226ZM235 229V228H234ZM234 229L231 231V232H233L234 231ZM248 229V228H247ZM255 229V228H254ZM53 230V229H52ZM130 230H132V229H130ZM243 230V229H242ZM54 231L55 232H53V233H58V229L55 227L54 228ZM60 231V230H59ZM84 231V230H83ZM105 231V230H104ZM136 232H137V230H135ZM134 231V232H135ZM244 231V230H243ZM251 231H250V233H251ZM261 231V230H260ZM255 232V231H254ZM253 232V233H254ZM60 233H61V231L58 233L59 235H60ZM65 233V232H64ZM64 233H62V234H64ZM132 233V232H131ZM226 233V232H225ZM229 233H230V231H229ZM234 233H236V232H234ZM244 233V232H243ZM243 233H240V234H242V236H243ZM256 233V232H255ZM57 234V235H58ZM67 234V233H66ZM85 234H87V232H85ZM106 234V233H105ZM104 234V235H105ZM110 234H111V232H110ZM114 234V233H113ZM134 234V233H133ZM233 234V233H232ZM247 234H249V233H247ZM247 234H246V236H247ZM54 235V234H53ZM52 235V236H53ZM56 235V236H57ZM103 235V234H102ZM138 235V234H137ZM250 236H251V234H249ZM254 235V234H253ZM55 236V235H54ZM68 235H66V237H67ZM134 236V235H133ZM133 236H131L132 238H133ZM196 236V235H195ZM224 236V235H223ZM222 236V237H223ZM226 236H227V233H226ZM225 236V237H226ZM245 236V237H246ZM64 237V236H63ZM207 237V236H206ZM229 237H230V234H229ZM244 237V238H245ZM255 237V236H254ZM54 238H56V237H54ZM72 238V237H71ZM71 238H69L68 237V239L70 240ZM80 238V237H79ZM96 238V237H95ZM99 238V237H98ZM109 238H111V237H109ZM134 238H135V236H134ZM232 237H230V239H231ZM51 239V238H50ZM57 239V238H56ZM66 239V238H65ZM67 239V240H68ZM138 239V238H137ZM227 239H228V236H227ZM230 239H228V240H230ZM233 239V238H232ZM238 239H240V238H238ZM237 239V240H238ZM243 239V238H242ZM260 239V238H259ZM58 240H60L59 239V237H58ZM84 240H85V238H84ZM96 240V239H95ZM105 240V239H104ZM103 240V241H104ZM109 240V239H108ZM241 240V239H240ZM250 240V239H249ZM249 240H247V241H249ZM252 240H254V239H252ZM73 241L75 242V240L73 239ZM72 241V239H71V242H73ZM98 241H100V240H97V244H98ZM225 241V240H224ZM232 241V240H231ZM256 241V240H255ZM255 241H254V244H255ZM67 242H69V241H67ZM73 242V243H74ZM76 242H78V241H76ZM219 242V241H218ZM239 242V241H238ZM253 242V241H252ZM251 242V243H252ZM95 243V242H94ZM102 243V242H101ZM240 243V242H239ZM242 243H243V241H242ZM246 243V242H245ZM248 243V242H247ZM77 245H78V243H76ZM97 244H95V245H97ZM104 244H105V241H104ZM235 244V243H234ZM250 244V243H249ZM253 244V245H254ZM52 245V246H51ZM65 245L66 244H63V246H64V248H65V250L67 249V247H65ZM69 245V244H68ZM68 245H66V246H68ZM82 245H83V243H82ZM81 245V246H82ZM236 245V244H235ZM84 246H85V243H84ZM86 246H87V242H86ZM207 246V245H206ZM220 246V245H219ZM251 246H252V244H251ZM10 248V252H9V254H7V251L9 250V248ZM54 247H55V249H54ZM74 247V246H73ZM75 247H76V245H75ZM79 247V246H78ZM253 247V246H252ZM69 248V247H68ZM233 248V247H232ZM235 248H236V246H235ZM237 248H239V246H237ZM241 248V247H240ZM75 249H77V248H75ZM244 249V248H243ZM249 249V248H248ZM57 250V251H56ZM87 250V249H86ZM217 250H218V248H217ZM231 250V249H230ZM235 250V249H234ZM105 251V250H104ZM219 251V250H218ZM236 251V250H235ZM238 251V250H237ZM241 251V250H240ZM240 251H238V252H240ZM34 252H36V253H34ZM67 252H68V250H67ZM102 252V251H101ZM217 252V251H216ZM223 252V251H222ZM250 252H252V250L250 251ZM49 253V252H48ZM56 253V254H57ZM63 253V252H62ZM71 253V252H70ZM76 253V252H75ZM235 253V252H234ZM248 252H246V254H247ZM36 254V255H37ZM73 254V253H72ZM86 254V253H85ZM88 254V253H87ZM222 254V253H221ZM43 255H44V253H43ZM47 255H49L50 256V253L49 254H47ZM61 255H63V254H61ZM70 255V254H69ZM79 255V254H78ZM242 255V254H241ZM251 255V254H250ZM249 255V256H250ZM16 256H14V257H16ZM40 256V255H39ZM88 256V255H87ZM13 257V258H14ZM28 257H29V255H28ZM43 257V256H42ZM56 257H57V255H56ZM66 257V255H65V252H64V256H63V258H65ZM237 257V256H236ZM245 257V256H244ZM252 257V256H251ZM34 258V257H33ZM52 258H55L54 256L52 257ZM62 257H61V259H63ZM71 258H72V256H71ZM80 258H81V256H80ZM238 258V257H237ZM19 259V258H18ZM37 259V258H36ZM47 259H49V258H47ZM65 259H67V258H65ZM65 259H63V260H65ZM232 259V258H231ZM239 259H240V257H239ZM246 259H248V258H246ZM246 259H245V261H246ZM8 259H6V261H7ZM14 260V259H13ZM12 260V261H13ZM16 260V259H15ZM31 260V259H30ZM39 260L41 261V258H39ZM69 260H70V258H69ZM71 260H73V259H71ZM70 260V261H71ZM74 260H75V258H74ZM73 260V261H74ZM81 260V259H80ZM91 260V259H90ZM12 261H10L12 264H15L14 262H21L20 261V259L17 261H14V262H12ZM32 261V260H31ZM43 261V260H42ZM57 261V260H56ZM62 261V260H61ZM60 261V262H61ZM78 261V260H77ZM82 261V260H81ZM112 261V260H111ZM230 261V260H229ZM233 261H235V260H233ZM251 261H252V259H251ZM5 262V261H4ZM36 262H39L38 261V259H37V261ZM35 261H34V263H36ZM57 262H59V261H57ZM64 262V261H63ZM83 262V261H82ZM226 262V261H225ZM224 262V263H225ZM238 262H239V260H238ZM248 262V261H247ZM3 263V262H2ZM2 263H0V264H2ZM8 263V262H7ZM7 263H3V264H7ZM33 263V262H32ZM31 263V264H32ZM42 263H44V262H41V263H39V264H42ZM50 263V262H49ZM69 263V262H68ZM74 263H75V261H74ZM79 263V262H78ZM20 264H22V263H20ZM37 264V263H36ZM45 264V263H44ZM58 264V263H57ZM60 264H62V262L60 263ZM64 264V263H63ZM76 264V263H75ZM85 264V263H84ZM231 264V263H230Z\"/></svg>",
	"mask_w": 264,
	"mask_h": 264
},
{
	"label": "snow or ice",
	"instance_id": "3",
	"mask_svg": "<svg viewBox=\"0 0 264 264\" xmlns=\"http://www.w3.org/2000/svg\"><path fill=\"white\" fill-rule=\"evenodd\" d=\"M20 16H21V14H17V17H16V19H17L16 27H17V28L20 27V23H19ZM36 19H37V20L41 19L40 14H37V15H36ZM43 19H44L45 23H48V18H47L46 15L43 17ZM2 22H3V16L0 15V23H2ZM66 35H71V33H66ZM89 255H90V254H89Z\"/></svg>",
	"mask_w": 264,
	"mask_h": 264
}]
</instances>
